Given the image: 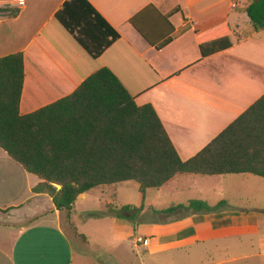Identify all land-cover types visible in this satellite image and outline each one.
<instances>
[{
	"label": "crops",
	"instance_id": "0c3cea01",
	"mask_svg": "<svg viewBox=\"0 0 264 264\" xmlns=\"http://www.w3.org/2000/svg\"><path fill=\"white\" fill-rule=\"evenodd\" d=\"M64 1L25 0L19 8L14 0H0V58L23 56L20 115L69 96L106 68L136 105L154 109L185 162L264 95V31H255L244 13L252 0H87L119 34L97 59L56 21ZM149 5L162 14L178 7L169 22L175 31L189 29L154 49L129 23ZM223 24L237 44L202 58L197 35ZM242 176L248 189L262 184V178ZM234 177L182 176L147 191L136 230L125 219L104 215L107 205H124L119 188L129 182L98 187L77 198L67 223L48 195L32 192L39 179L0 149V264H174L220 242L261 237L264 210L246 206L253 198L234 194L240 183ZM191 201L225 204L214 212L153 211Z\"/></svg>",
	"mask_w": 264,
	"mask_h": 264
},
{
	"label": "trees",
	"instance_id": "16d2710c",
	"mask_svg": "<svg viewBox=\"0 0 264 264\" xmlns=\"http://www.w3.org/2000/svg\"><path fill=\"white\" fill-rule=\"evenodd\" d=\"M3 9H0L2 12ZM149 5L129 21L156 50L179 34L169 18ZM244 13L255 31H264V0H252ZM56 21L92 58H99L119 34L87 0H65ZM202 58L237 44L227 24L197 35ZM24 78L20 53L0 58V149L25 172L39 179L34 194L48 195L68 223L77 198L98 187L137 184L139 193L160 190L176 177L251 175L264 179V95L188 161H181L161 121L150 105L138 106L116 76L106 68L86 78L69 96L27 115H20ZM199 201L181 210L214 212ZM144 205H107L104 215L140 224Z\"/></svg>",
	"mask_w": 264,
	"mask_h": 264
},
{
	"label": "rangeland",
	"instance_id": "374dc122",
	"mask_svg": "<svg viewBox=\"0 0 264 264\" xmlns=\"http://www.w3.org/2000/svg\"><path fill=\"white\" fill-rule=\"evenodd\" d=\"M245 2H247V0ZM233 179L240 182L238 185H234V194L237 191L241 192V194H245L247 198H253L254 201L252 202V205L246 206L264 210V180H257L262 184L258 190H255L253 186L250 187V189L246 188L247 186L244 187L242 184L244 179L242 175H235ZM119 189V201L124 204L123 206L129 205L136 207L142 203V196L139 193L137 184L129 182L120 186ZM244 189L246 190L245 193ZM230 206L236 207L238 205L231 202ZM122 207L114 209L118 211ZM104 211L106 213V208ZM262 215L260 226L262 233L261 237H253L251 240H247V238L241 241L233 240L228 243L220 242L217 245L218 248L212 250L209 247H206L202 252L195 253L194 257L190 256L191 258L186 257L185 259L173 261L174 264H264V256H257L258 251L259 254L264 253V251L260 252L261 248L264 249V214ZM243 256H247L249 259L243 260ZM153 264H164V260L157 261Z\"/></svg>",
	"mask_w": 264,
	"mask_h": 264
},
{
	"label": "built area",
	"instance_id": "2783aa9c",
	"mask_svg": "<svg viewBox=\"0 0 264 264\" xmlns=\"http://www.w3.org/2000/svg\"><path fill=\"white\" fill-rule=\"evenodd\" d=\"M17 7L22 8L25 5V0H14Z\"/></svg>",
	"mask_w": 264,
	"mask_h": 264
}]
</instances>
